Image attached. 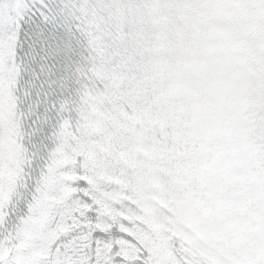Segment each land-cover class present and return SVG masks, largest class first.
Returning <instances> with one entry per match:
<instances>
[{"label": "snow or ice", "instance_id": "obj_1", "mask_svg": "<svg viewBox=\"0 0 264 264\" xmlns=\"http://www.w3.org/2000/svg\"><path fill=\"white\" fill-rule=\"evenodd\" d=\"M0 264H264V0H0Z\"/></svg>", "mask_w": 264, "mask_h": 264}]
</instances>
